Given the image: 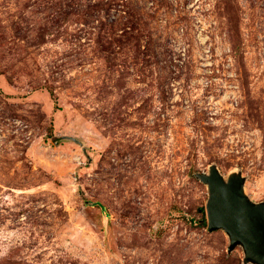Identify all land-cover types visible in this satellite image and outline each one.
Here are the masks:
<instances>
[{"label":"rangeland","instance_id":"1","mask_svg":"<svg viewBox=\"0 0 264 264\" xmlns=\"http://www.w3.org/2000/svg\"><path fill=\"white\" fill-rule=\"evenodd\" d=\"M211 165L264 201V0H0V264H255Z\"/></svg>","mask_w":264,"mask_h":264},{"label":"water","instance_id":"2","mask_svg":"<svg viewBox=\"0 0 264 264\" xmlns=\"http://www.w3.org/2000/svg\"><path fill=\"white\" fill-rule=\"evenodd\" d=\"M197 177L207 184L208 229H223L229 236L231 251L237 245L244 250V260L264 264V201L256 202L245 192V178L233 173L227 179L217 166Z\"/></svg>","mask_w":264,"mask_h":264},{"label":"built area","instance_id":"3","mask_svg":"<svg viewBox=\"0 0 264 264\" xmlns=\"http://www.w3.org/2000/svg\"><path fill=\"white\" fill-rule=\"evenodd\" d=\"M230 49L231 48L229 46L228 47L226 46L224 48V50H226V51H230ZM207 51L210 52L208 48H207ZM228 56H229V60H232L231 55L228 54ZM176 59H177L176 61L181 63V64H183L185 62V60H186V47H183V50H182L180 56L177 57ZM209 64H211V62ZM229 74H231V73H229Z\"/></svg>","mask_w":264,"mask_h":264}]
</instances>
